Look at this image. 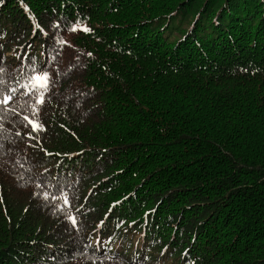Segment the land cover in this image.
Wrapping results in <instances>:
<instances>
[{
    "label": "trees",
    "instance_id": "1",
    "mask_svg": "<svg viewBox=\"0 0 264 264\" xmlns=\"http://www.w3.org/2000/svg\"><path fill=\"white\" fill-rule=\"evenodd\" d=\"M0 67V264H264V0H0Z\"/></svg>",
    "mask_w": 264,
    "mask_h": 264
},
{
    "label": "snow or ice",
    "instance_id": "2",
    "mask_svg": "<svg viewBox=\"0 0 264 264\" xmlns=\"http://www.w3.org/2000/svg\"><path fill=\"white\" fill-rule=\"evenodd\" d=\"M76 30L77 29L75 27L72 28V31H76ZM81 30L84 31V32H89L90 31V29H88L86 27L82 28ZM3 71H4V69L2 67H0V73H2ZM36 79L37 80H43V81L46 82L48 80V76H47V74H45L44 76H38V77H36ZM0 83H2V81H0ZM44 86H46V84ZM13 91H15V90H13ZM11 99H12L11 94L4 95L3 96V99L0 100V103L7 104V103H9L11 101ZM44 102H45L44 101V97H40L36 101V103L39 104V105H42ZM24 119L26 121H28L30 124H32V130L33 131H42L43 130L42 125H38V124L34 123L33 121L29 120V117L25 116ZM64 203L65 204L68 203V200L66 198L64 200ZM69 219L71 220V223L73 224V226H75L76 225V218L69 216Z\"/></svg>",
    "mask_w": 264,
    "mask_h": 264
}]
</instances>
